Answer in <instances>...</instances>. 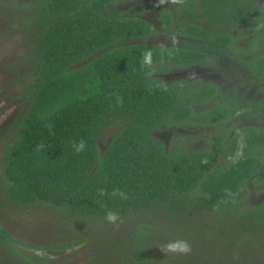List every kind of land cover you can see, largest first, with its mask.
<instances>
[{"label":"trees","instance_id":"1","mask_svg":"<svg viewBox=\"0 0 264 264\" xmlns=\"http://www.w3.org/2000/svg\"><path fill=\"white\" fill-rule=\"evenodd\" d=\"M128 1L137 0H20L7 8L4 32L24 41L29 35L30 62L18 80L4 82L20 83L22 112L0 129L8 137L0 155V212L5 205L47 207L80 222L107 220L112 212L118 224L158 215L129 233V264H146L154 258L152 239L175 229L168 219L202 208L217 216L214 237L202 229L210 244L220 237L212 264H264V198L250 199L255 183L264 190V125L224 127L244 112L235 89L195 112L194 105L216 99L214 84L196 80L184 88L151 76L242 60L264 92V4L183 0L159 18L181 43L155 47L134 41L156 29L142 18V1L116 9ZM242 36L248 42L240 45ZM146 51L152 53L148 64ZM257 107L264 123L263 99ZM163 126L210 129L195 133L205 144L199 150L178 133L166 147L154 136ZM110 128L116 130L101 148ZM17 245L31 248L0 223V264L40 260Z\"/></svg>","mask_w":264,"mask_h":264},{"label":"rangeland","instance_id":"2","mask_svg":"<svg viewBox=\"0 0 264 264\" xmlns=\"http://www.w3.org/2000/svg\"><path fill=\"white\" fill-rule=\"evenodd\" d=\"M18 2L20 0H0V129L3 127L4 131L10 121L22 112L21 102L17 98L20 83L10 85L4 82L18 80L30 62L29 52L26 49L29 45V35L24 41L21 35H6L4 32V27L9 24L4 22V19L10 17L7 8ZM22 3L25 4V2ZM245 30L247 28L243 27L242 31ZM247 42V38L243 36L239 41L240 45ZM4 136L5 134L0 132V155L8 140V137L4 140ZM107 136L108 133H104L99 140L98 145L101 148L108 141ZM156 136L168 145L173 140L161 132ZM192 136L191 139H195V136ZM250 189V199L255 203H260L264 198L263 188L255 183ZM143 216L130 217L120 224H110L107 220L100 219H85L80 222L72 216L62 218L61 213L47 207L26 209L5 205L0 212V223L21 243L31 245V248L17 245L19 251L40 259L39 261L32 260L31 264H129V233L137 224L158 217V215H151L152 217L146 220ZM216 218L217 216L202 208H197L185 218L176 220L169 218L168 221L172 222L170 227L175 229L174 231H162L155 241L152 239L151 253L154 258L146 264H212L214 256L219 254L216 251V245L220 237L210 244L204 239L202 229L209 230L210 235L214 237L217 229L214 223ZM162 223H165V220ZM184 226L186 233L182 234ZM177 239L189 242L192 247L191 254L181 256L171 253L164 254L160 251L161 245ZM62 244L67 246L61 247ZM199 245L202 246L199 247ZM2 257L3 253H0V258Z\"/></svg>","mask_w":264,"mask_h":264},{"label":"flooded vegetation","instance_id":"3","mask_svg":"<svg viewBox=\"0 0 264 264\" xmlns=\"http://www.w3.org/2000/svg\"><path fill=\"white\" fill-rule=\"evenodd\" d=\"M141 1L143 3L142 6H144L142 18L152 28L156 29V31L152 35L145 36L134 41L150 44L155 47H171L174 44L178 46V44L181 43L180 41L182 38H179L176 34L165 31L163 28V24L161 23V20H159V18L161 17L160 15L163 12L175 13L180 4H173L171 3V0H167V2L164 4H160L159 0H137L136 2L128 1L126 3H122L116 6V9L126 10L127 8L134 6V4L140 3ZM263 3L264 2L262 0H259L260 5H262ZM241 31L237 32L235 35L238 36ZM173 39L175 40V43H173ZM187 41H191L193 43L197 42L196 40L189 39ZM239 41L238 44H240ZM238 61H232L230 59L223 58L216 62L215 67H212L210 65L200 66L198 64H192L184 68L171 67V69H169L168 72L164 74H154L151 76L152 78L157 77L158 79L160 78L163 81H169L171 83L180 81L182 82V86L184 88H193L190 83L196 80H200L204 84H214L218 88L219 92L216 94V99L207 101L205 105H194L193 110L195 112H201L205 108L209 109V107H213L215 105V101L220 97H225V95H227V97H231V92L235 89L236 92L234 94V98H236V102L241 108H243L244 112H242V114H239L232 121L224 124V127H229L233 123L236 126L242 128L254 127L260 129L261 126L264 125V123L261 122V113L257 105L258 102H260L262 99L264 101V92L260 93L258 91V88H261V86L251 81V76L249 74L250 72L245 68V62L242 60L240 62ZM247 103L251 105H247ZM209 129V127L200 126L196 128H184L180 126H171L165 128L163 126L160 128L159 132L154 133V136L156 139L161 141V138H158L156 136L157 133L161 132L171 139L178 133L182 136H186V142L190 143L193 148L200 150L205 147V144L202 139H197V134L195 135V133L207 131ZM115 130L116 128H110L105 133H109L110 136H112ZM191 135H195V139H191ZM161 142H163L166 147L168 146V143H164V141Z\"/></svg>","mask_w":264,"mask_h":264},{"label":"clouds","instance_id":"4","mask_svg":"<svg viewBox=\"0 0 264 264\" xmlns=\"http://www.w3.org/2000/svg\"><path fill=\"white\" fill-rule=\"evenodd\" d=\"M166 2L167 0H159L160 4H164ZM171 3L179 4V3H183V0H171ZM173 43H175L174 39H173ZM151 55H152L151 51H146L143 54V60L146 64L151 62ZM118 103H122V98L118 99ZM40 147H43V145H41ZM84 147H85V142L81 140L78 146H76V151L79 152L83 150ZM100 194L104 195L105 193L101 191ZM115 194L116 192H113V195ZM106 219L110 224H116L119 217L116 213L108 212L106 213ZM116 226L118 227L119 225H116ZM160 251L164 254L171 253L175 255L187 256L191 254L192 247L187 240L177 239V240L169 241L166 244L161 245Z\"/></svg>","mask_w":264,"mask_h":264}]
</instances>
